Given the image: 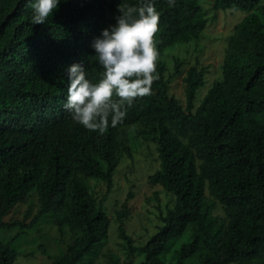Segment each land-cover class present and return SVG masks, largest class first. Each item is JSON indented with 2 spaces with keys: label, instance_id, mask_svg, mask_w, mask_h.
I'll list each match as a JSON object with an SVG mask.
<instances>
[{
  "label": "trees",
  "instance_id": "trees-1",
  "mask_svg": "<svg viewBox=\"0 0 264 264\" xmlns=\"http://www.w3.org/2000/svg\"><path fill=\"white\" fill-rule=\"evenodd\" d=\"M141 0H67L45 25L30 22L24 0H0V230L28 229L54 214V224L80 232L74 245L54 264H80L108 239L111 221L90 192L88 180L111 187L123 129L143 126L142 137L158 145L161 168L152 177L176 197L162 226L137 248L120 228L130 255L143 264H166L170 251L190 228L193 239L180 246L179 264L204 252L202 264H254L264 261V6L262 0H214L215 9L248 15L235 27L223 64V78L196 108L206 71L191 67L185 77L186 107L169 94L168 48L198 39L207 26L201 0H154L160 13L154 42L158 51L151 93L126 105L116 126L92 131L72 121L63 107L65 69L84 64L88 77L102 69L90 48L107 27V11L139 6ZM181 62L176 61V74ZM183 140H187L185 144ZM197 160L202 162L199 167ZM210 194L226 209L224 231L211 224L205 206ZM32 193L39 212L23 221L5 217ZM212 229V230H210ZM204 237V238H203ZM21 254L0 241V264H15ZM110 264L119 259L110 255Z\"/></svg>",
  "mask_w": 264,
  "mask_h": 264
},
{
  "label": "rangeland",
  "instance_id": "rangeland-1",
  "mask_svg": "<svg viewBox=\"0 0 264 264\" xmlns=\"http://www.w3.org/2000/svg\"><path fill=\"white\" fill-rule=\"evenodd\" d=\"M264 6V0H262ZM207 26L201 36L190 43H181L166 49L160 57L167 66L166 79L169 94L186 107L184 77L191 67L206 71L205 83L197 92V108L208 90L223 78V64L229 42L235 27L248 15L239 10L215 9L214 0H201ZM115 13L108 10V24H114ZM180 60V74H176V61ZM143 126L123 129L118 137L117 167L112 175L111 187L107 182L88 180L91 194L99 207L106 212L111 224L108 239L101 243L80 264H110V255L119 259V264H143L144 254L130 255L121 238L120 228L131 236L134 246L146 245L162 226V216L175 205L176 197L161 185L152 183L151 177L160 170L161 160L158 145L154 140L142 137ZM188 144L187 140H183ZM202 162L197 160L199 167ZM205 206L211 211V224L214 228L226 230L229 217L225 207L216 200L206 184ZM40 210L38 195L32 193L23 203L18 204L5 217L6 223L23 221L28 211L31 218ZM54 214L44 215L33 228L0 230V241L12 242V247L21 256L15 264H54L63 257L69 247L75 244L80 232H72L67 226L59 228L54 224ZM212 230V229H210ZM190 228L182 239L163 255L166 264H179L175 252L190 242L195 234ZM204 238V237H203ZM204 252L191 257L182 264H202ZM254 264H264L260 261Z\"/></svg>",
  "mask_w": 264,
  "mask_h": 264
},
{
  "label": "clouds",
  "instance_id": "clouds-1",
  "mask_svg": "<svg viewBox=\"0 0 264 264\" xmlns=\"http://www.w3.org/2000/svg\"><path fill=\"white\" fill-rule=\"evenodd\" d=\"M62 0H24L33 25H45ZM67 2V0H63ZM160 13L154 0L139 6H117L114 24L93 37L90 48L102 69L95 81L84 64L73 62L64 70L67 94L63 107L72 121L92 131L116 126L126 115V105L134 98L151 93L158 51L154 42Z\"/></svg>",
  "mask_w": 264,
  "mask_h": 264
}]
</instances>
